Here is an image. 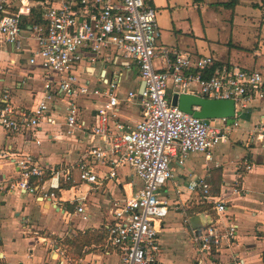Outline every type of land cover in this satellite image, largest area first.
<instances>
[{
    "label": "built area",
    "instance_id": "2783aa9c",
    "mask_svg": "<svg viewBox=\"0 0 264 264\" xmlns=\"http://www.w3.org/2000/svg\"><path fill=\"white\" fill-rule=\"evenodd\" d=\"M31 13L39 21L26 26L23 19ZM160 40L157 12L148 0H0V50L25 49L27 64L39 68L43 80L31 107L13 104L10 91L0 88V128L36 145L45 137L73 139L81 147L75 161L61 158L56 163L29 153L4 154L13 158L18 176L0 184V190L36 193L53 200L55 207L60 199L73 204L76 198L63 199L62 193L76 181L99 185L116 179L117 168L129 167L137 181L122 199L108 202L104 226L105 251H115L118 264H158L159 227L168 212L160 189L173 177L171 162L182 164L191 153L227 142L238 126L236 118L232 124L225 118L206 123L172 105V95L231 99L235 113L248 100L264 97L260 71L169 49ZM160 59L162 65L157 66ZM129 61L137 64L144 83L139 99L137 89L120 91ZM122 103L138 106L137 122L120 118ZM84 108L95 113L89 124L81 117ZM250 136L264 144V120ZM187 190L211 204L219 217L225 216V202L209 193L204 178L191 179ZM75 210L83 213L85 206L75 205ZM236 233L233 222L222 227L205 223L191 230V241L202 259L218 264L215 257L234 244ZM232 260L243 264L236 256Z\"/></svg>",
    "mask_w": 264,
    "mask_h": 264
},
{
    "label": "crops",
    "instance_id": "0c3cea01",
    "mask_svg": "<svg viewBox=\"0 0 264 264\" xmlns=\"http://www.w3.org/2000/svg\"><path fill=\"white\" fill-rule=\"evenodd\" d=\"M176 1L148 0L158 9L161 46L188 54L211 55L219 64H244L243 67L264 74V0H253L249 4L255 11L262 12L257 27L246 21L251 16L248 14L228 12L224 18L217 16L219 7H224L223 3L229 0L186 2L193 12L199 11V17L187 14L186 10L182 12ZM240 1L237 0L233 7L224 8L233 10ZM204 8L214 11V23L205 20L201 11ZM238 49L248 51L249 57ZM27 55L25 49L21 52L10 47L0 50V88H7L13 104L21 107L34 105L43 81L41 70L27 64ZM128 65L125 80L132 74L136 84L128 90H136L141 83L138 67L133 61ZM156 65H162L161 59ZM191 89L195 86L191 85ZM170 92L171 84L168 94ZM123 93L125 91H121ZM237 111L238 126L232 128L227 142L208 152L191 153L182 164L175 160L171 162L173 177L160 189L161 195L168 200V212L159 227L158 264H173L172 259L162 254L169 239L179 244L187 258L186 264H214L212 260L202 259L191 241V230L202 228L210 220L219 227L231 222L237 225L234 244L217 254L216 263L233 264L232 259L236 256L243 264H264V144L250 136L254 126L264 120V97L248 100L246 107ZM94 114L89 108L82 109L84 123L93 122ZM118 114L128 123L140 119L135 103H122ZM42 139V143L36 145L22 135H6L0 128V184L18 176L13 158L5 157L6 153H29L50 163L61 158L75 161L79 157L80 143L73 139ZM43 143L49 144L50 151L41 146ZM117 174L116 179H106L99 185L76 181L69 192L62 193L63 199L74 197L76 201L70 204L60 199L56 207L53 200L41 199L36 193L0 190V264H118V254L111 249L106 253L105 245L97 251L91 249L76 262L72 261L66 248V240L77 231L104 227L109 220L108 202L122 199L129 193L130 184L137 181L127 166L117 168ZM193 178H204L214 196L225 202V216L219 217L211 204L187 190V184ZM78 204L85 206L83 213L76 212L75 205ZM195 216L200 217L198 228H192L190 224V219ZM61 220L65 226L56 232L55 226L61 225Z\"/></svg>",
    "mask_w": 264,
    "mask_h": 264
},
{
    "label": "rangeland",
    "instance_id": "374dc122",
    "mask_svg": "<svg viewBox=\"0 0 264 264\" xmlns=\"http://www.w3.org/2000/svg\"><path fill=\"white\" fill-rule=\"evenodd\" d=\"M219 1H222V0H205L206 3H213V2H219ZM250 1H253V0H241L240 3L238 4L237 7H235L233 10H227L226 8L224 7H219V9L216 11V15L217 16H220L221 18H224L225 15L229 14V13H239V14H243V15H251L249 17H247V20L249 23H254L255 26H259L260 23H261V20H262V12L260 11H255V9H253L252 7H250ZM176 2H178V6L181 11L183 12V10H186V13L187 14H190V15H196V16H200V14L198 13L199 11H192L191 8H188V4H186V2L190 3L191 0H177ZM155 8V7H154ZM155 10H158L155 8ZM202 11V15H205V20H208L210 22H213L214 23V11L213 10H208L207 8H204ZM229 12V13H228ZM157 15H158V11H157ZM254 15V16H253ZM221 28H224V26H222ZM227 48V47H225ZM240 51H243V53L247 54V57H249V52L248 51H245V50H241V49H238ZM179 52H181L180 50H177ZM188 54V53H186ZM189 54H193V53H189ZM193 55H198V54H193ZM24 58V56H23ZM242 64V63H241ZM230 65H234V66H237L239 68H242V69H246V70H252L248 67H243V66H240L238 64H230ZM247 66V65H245ZM259 71V70H258ZM262 73V72H261ZM262 75H264L262 73ZM264 77V76H263ZM5 83L7 82V80L4 81ZM121 91H125L128 90V89H133L136 87V84H134L133 82V76L132 74L130 75V79L128 80H125L122 82V85H121ZM35 146V145H34ZM41 146H44L46 147V150L47 151H50L48 149H50V146L48 143H43ZM36 147V146H35ZM40 147V146H39ZM49 147V148H48ZM167 217V216H166ZM165 217V218H166ZM64 224H62V220H61V225H56L55 226V231L56 232H60L61 231V227L64 228ZM76 235V234H75ZM72 240V241H71ZM65 243V242H64ZM66 244L68 245V255L70 256V258L72 259V261L76 262L77 259H78V253L80 252V248L77 245V242L75 241V238L74 236H72V238H70V240H66ZM106 244V240H103L101 242V244L97 245L98 248H92L90 247V249H94L95 251H97V249H102V247H104V245ZM93 250V251H94ZM162 254L164 255L165 258H169V259H172L173 261V264H186L187 263V258L185 256V253L181 252L180 251V247H179V244L177 243H174L173 240L169 239L167 240V244L165 246V249L162 250ZM55 255H53L54 257Z\"/></svg>",
    "mask_w": 264,
    "mask_h": 264
},
{
    "label": "water",
    "instance_id": "95a60500",
    "mask_svg": "<svg viewBox=\"0 0 264 264\" xmlns=\"http://www.w3.org/2000/svg\"><path fill=\"white\" fill-rule=\"evenodd\" d=\"M143 88L144 83L141 81L137 88L139 94L137 99L140 98ZM171 103L183 112L203 119L206 123H209L210 119L225 118L228 124H232L239 112L236 111L235 113L234 101L231 99L205 98L191 93H174L171 97ZM211 222V220L208 221V223ZM190 224L192 228H198L201 225L200 217H192Z\"/></svg>",
    "mask_w": 264,
    "mask_h": 264
},
{
    "label": "trees",
    "instance_id": "16d2710c",
    "mask_svg": "<svg viewBox=\"0 0 264 264\" xmlns=\"http://www.w3.org/2000/svg\"><path fill=\"white\" fill-rule=\"evenodd\" d=\"M237 0H229L226 3H223L224 7H233ZM24 24L26 26L31 25L33 22L39 21V17L35 13H31L30 15H27L23 19ZM71 184L66 185V187H69ZM209 193L214 195L213 191L210 189ZM76 234V235H75ZM74 235L75 241L77 242V245L80 248V252L78 253V258L82 257L85 253L90 252V247L97 246L101 244L103 240L107 237V231L105 227H101L97 230L87 229L85 231H77ZM67 252L69 251L68 247ZM262 259L264 261V252L262 253Z\"/></svg>",
    "mask_w": 264,
    "mask_h": 264
}]
</instances>
